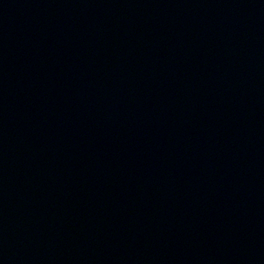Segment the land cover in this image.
Here are the masks:
<instances>
[{
	"label": "water",
	"instance_id": "95a60500",
	"mask_svg": "<svg viewBox=\"0 0 264 264\" xmlns=\"http://www.w3.org/2000/svg\"><path fill=\"white\" fill-rule=\"evenodd\" d=\"M0 264H264V0H0Z\"/></svg>",
	"mask_w": 264,
	"mask_h": 264
}]
</instances>
